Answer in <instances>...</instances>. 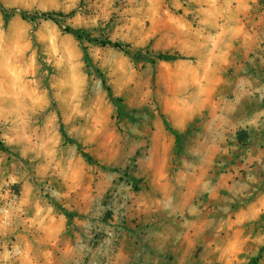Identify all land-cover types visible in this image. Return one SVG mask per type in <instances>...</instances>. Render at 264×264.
Wrapping results in <instances>:
<instances>
[{
	"label": "rangeland",
	"instance_id": "rangeland-1",
	"mask_svg": "<svg viewBox=\"0 0 264 264\" xmlns=\"http://www.w3.org/2000/svg\"><path fill=\"white\" fill-rule=\"evenodd\" d=\"M225 1L0 0L62 24L0 12V139L12 151L0 150V264H44L61 223L94 263L113 264L118 229L137 226L138 240L167 241L163 264H264V170L244 149L197 150L216 101L232 99V69L204 62Z\"/></svg>",
	"mask_w": 264,
	"mask_h": 264
},
{
	"label": "crops",
	"instance_id": "crops-1",
	"mask_svg": "<svg viewBox=\"0 0 264 264\" xmlns=\"http://www.w3.org/2000/svg\"><path fill=\"white\" fill-rule=\"evenodd\" d=\"M215 7L218 15L225 13V22L220 26L219 17L211 22L208 58L204 62L215 66L217 71L232 69L231 83L228 79L224 83V87L231 88L232 99L228 100L226 94L216 101L213 114L199 134L197 150L244 149L247 162L264 170V4L261 0H232L216 3ZM220 82L211 79L210 87L217 88ZM241 132L246 135V142L239 141ZM118 230L121 239L115 248L113 264H163L167 241L153 242L149 230H144L140 241L137 226L133 231L124 227ZM48 232L49 249L44 253V264H103V259L94 263L85 258V250L76 246L79 237L63 223L52 226ZM152 250L157 251V257ZM95 251L100 254L98 247Z\"/></svg>",
	"mask_w": 264,
	"mask_h": 264
},
{
	"label": "trees",
	"instance_id": "trees-1",
	"mask_svg": "<svg viewBox=\"0 0 264 264\" xmlns=\"http://www.w3.org/2000/svg\"><path fill=\"white\" fill-rule=\"evenodd\" d=\"M0 12L2 13L3 17L7 21H9L11 18H13L15 16H20L23 20H30V21H37L39 19L52 20V21L56 22L60 27L62 26V24L59 22L57 17L55 15H53L52 13L30 14L24 10L7 9L2 5L1 2H0ZM64 30L66 33L73 35L74 37H76L77 39H79L81 41H83V40L93 41V39H91V37L88 34H86L84 31L73 30L71 28H65ZM94 41L103 47H111L114 49L124 51L125 53H127L128 55L133 57L134 59L141 60L143 58L142 55H140V54H132L129 51H127V47L121 42H116V41H112V40H105V41H100V42H98L97 40H94ZM177 59H179V58L173 57L170 55H165V54H161L157 57V60L166 61V62L177 60ZM86 61L88 63L90 62V59L87 56V54H86ZM107 90H108V93H109V96L111 98L112 103L115 105V107L117 109L118 114L123 115L124 114L123 100L121 98L114 97L112 90L109 87H107ZM165 126H166V129L176 138V142L179 145L181 138H182V134L179 133L178 131L172 129L167 121H165ZM62 134H63L64 138H67V135L65 134L64 131H62ZM0 150L4 153L12 154V151L8 147H6V145L1 141V139H0ZM88 160H91V159L89 158ZM257 260L258 259H256V261H254V264L257 263Z\"/></svg>",
	"mask_w": 264,
	"mask_h": 264
}]
</instances>
